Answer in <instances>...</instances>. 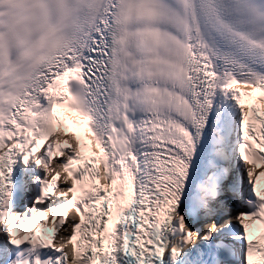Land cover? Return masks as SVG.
Returning <instances> with one entry per match:
<instances>
[{
	"label": "snow or ice",
	"instance_id": "1",
	"mask_svg": "<svg viewBox=\"0 0 264 264\" xmlns=\"http://www.w3.org/2000/svg\"><path fill=\"white\" fill-rule=\"evenodd\" d=\"M258 166L264 0H0V264H264Z\"/></svg>",
	"mask_w": 264,
	"mask_h": 264
}]
</instances>
